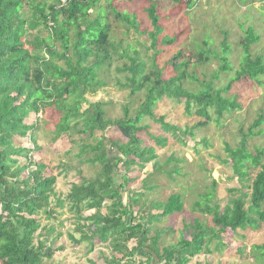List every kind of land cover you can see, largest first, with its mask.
Masks as SVG:
<instances>
[{
  "label": "trees",
  "instance_id": "16d2710c",
  "mask_svg": "<svg viewBox=\"0 0 264 264\" xmlns=\"http://www.w3.org/2000/svg\"><path fill=\"white\" fill-rule=\"evenodd\" d=\"M120 1L123 0H0V264H46L45 259H52L53 243L61 233L50 237L54 227H43L41 215L47 220L55 219V208L65 203L75 215V233L80 234L79 238L68 234L74 243L89 240L92 251L94 239L109 242L113 253L121 255L105 258L106 264H201L191 262L201 254L221 253L225 247L223 236L246 229L258 230L264 224V147H254L252 151L248 144L250 137L262 134V129L255 130L264 123L263 115L255 119L247 132L240 127L242 138L235 148L228 142L224 144L228 158L222 161L228 164L230 159L240 184L236 191L240 194L231 196L222 210L218 203L213 204L216 188L213 180L212 188L195 201L197 209L211 216L213 226L200 219L185 223L178 242L162 247V232L153 229L151 223L181 213L182 194L172 193L165 201L147 205L145 192L134 191L131 195V190L126 189L134 181L128 172L134 167L143 171L150 162L154 163V169L140 179L141 188L152 191L161 185L153 174L163 169L155 161L156 147L166 146L168 138L147 133L154 145L147 144L140 136L147 127L140 122L146 116L156 118L154 109L165 97L183 102L187 114L195 106L196 113L204 117L197 127L206 126L212 120L219 123L224 114L241 108L237 97L225 94L243 77L259 81L264 76V55L252 54L253 45L260 41L259 33L253 25L244 29L241 23L243 34L237 45L243 58L235 76L224 87L215 86V80L219 79V73L232 71L229 30L224 31L221 53L208 40L196 42L197 47L193 43L195 62L207 63L210 57L220 61L210 80L200 81L190 71L194 62L185 57L182 48L165 63L172 70L166 77L164 68L157 64V56L164 52L162 47L178 43L180 34H186L187 30L166 32L168 18L160 12V0H146L145 29L142 20L137 18L138 12L122 9ZM240 1L246 4L254 0ZM198 2L185 0L183 6L191 10ZM132 29L139 35H147L150 41L147 50L153 53L148 71L140 52L130 49L126 43L125 38ZM120 30L125 35L123 38L118 34ZM125 73L128 75L122 82L119 74ZM113 76L120 89H130V95L145 92L134 115L124 105L122 117L109 118L105 102L91 103L87 98L106 89L110 84L108 79ZM186 81H200L202 89L193 92L185 87ZM83 103L89 104L84 110ZM164 119V116L156 118L165 131L186 145L182 135L192 137L193 129L184 130ZM42 124L51 135L52 143L63 136L95 137L94 142H88L85 137L72 139L78 147L75 156L79 164L99 167L95 176L86 177L80 165L66 163L59 165L61 170L54 173V167L45 159L32 156L34 151L43 149L38 137ZM112 126L127 142L105 136L106 129ZM22 138L32 146L22 145ZM181 161L169 157L167 164H176L170 171H162L172 178L173 174L180 173ZM255 168L258 171L253 178L251 170ZM70 169L76 170L79 181L70 182L68 193L61 198L56 191L58 176ZM152 181L155 184L150 185ZM85 211L93 213L84 216ZM140 211L146 215L139 217ZM185 232L190 238H185ZM37 234L43 237L38 243ZM129 242L133 246L129 247ZM244 250L243 245L237 247L239 255ZM251 256L258 264H264V243L253 245ZM93 264L96 263L93 261Z\"/></svg>",
  "mask_w": 264,
  "mask_h": 264
},
{
  "label": "rangeland",
  "instance_id": "374dc122",
  "mask_svg": "<svg viewBox=\"0 0 264 264\" xmlns=\"http://www.w3.org/2000/svg\"><path fill=\"white\" fill-rule=\"evenodd\" d=\"M130 1H120L123 3L119 4V7L127 11H137V18L142 20V26L145 29L146 20L145 18L143 19L145 17L143 13L147 5L146 0H135V4L132 0ZM159 2L161 5L160 12L162 15H166V19L168 18L166 32L172 34L180 30V33H183V30H187L186 34H180L178 43L171 47H162L164 52L157 56V64L164 68L166 77L172 74V70L165 66V63L177 50L182 48L185 51V57L194 62L190 67V71L195 73L200 81L210 80L214 72L218 70L220 61L210 57L207 63L195 62L193 43L201 42L202 39L208 40L209 43H213L211 47L213 46L217 52L221 53V42L225 37L224 31L229 30L227 40H229L233 47V53L229 57L232 71L229 73H219V79L215 80V86L218 88L224 87L235 76V71L240 68V62L243 58L241 48L237 45L238 40L243 34L241 23H244V29L249 25H253L261 37L260 41L253 45L252 54L264 55V0H254L252 3L246 4H242L240 0L239 2L235 0H199L191 10L183 6L185 0H181L179 3H175L174 0H160ZM119 32L118 34L123 38L125 35L121 30ZM125 40L130 49H136L140 52V57L146 61L148 71L153 51L147 50L150 43L147 35H139L132 29ZM198 43L195 44L196 47ZM125 75H128V73L119 74L122 82H125ZM114 79V76L109 78L110 84L106 89L99 91L93 96L87 95V98H89L91 103L97 101L105 102L107 104L105 107L107 117L109 118L122 117L124 115V105H127L129 108L130 115H134L145 98V92L142 91L136 95H130V89H120ZM258 80L255 81L243 77L235 82L230 92L225 95L227 97H237L239 103H241V108L224 114L219 123L212 120L206 126H196L199 121L204 120V117L196 113L195 106L192 108L191 113L187 114L184 110L183 102L179 103L167 97L159 102L154 109L156 118L164 116V121L167 123L175 124L184 130L193 129L194 135L192 137L182 135L186 140V145L178 142L172 137L171 133L165 131L156 118L146 116L140 122V125L147 127L146 131L140 132V136L147 144L154 145V141H152L147 133L154 136L162 135L168 138L166 146L156 147L158 158L155 161L158 162L156 164L163 168L162 170H166L165 172L170 171L176 164V162L167 164L169 157L174 156L182 160L178 165L181 168L180 173L173 174L172 178L168 177L167 173L162 170H160L161 173H153L161 185L152 191L142 189L140 179H144L148 173L153 171L154 163H148L143 171L139 170L138 167H134V169L128 172L129 177L134 179V181L129 183L126 189L131 190V195L135 194L133 193L134 191L137 193L145 192L146 196L144 200L147 201V205L152 201H165L172 193H181L183 196L184 208L181 213L170 215L161 218L158 222L151 223L153 229L162 232L160 241L162 247L178 242L185 223H192L195 219H200L208 226H213L211 216L202 213L195 207V201L200 200L202 194L212 188L213 180L216 181L213 204L218 203L222 210L228 204L231 196L240 194L236 191V189L240 188V184L237 177L234 176L230 159L228 164L222 161L228 158L224 144L228 142L235 148L242 138L239 132L240 127H242L243 131L247 132L259 115H263L264 120V76H261ZM200 81H186L185 87L193 92H197L202 89ZM88 105V103H83L82 110L86 109ZM210 111L212 116L215 117L213 109ZM32 116L34 117L35 115L32 114ZM39 117H43V114L40 113ZM41 129L38 137L43 149L34 151L32 156L38 160L45 159L47 163L54 167V173H58L61 170L59 165H62V163L80 165L78 157L75 156L78 147L72 142L73 138L85 137L84 139L88 140V142H94L96 139L95 137H88L87 134L80 136L71 135L69 137L63 136L57 142L52 143L51 135L48 134L43 124L41 125ZM258 129H262V134L248 139L249 149L252 151L255 149L254 147H264V123L255 131H258ZM97 133L100 134V132ZM105 136L109 140L121 139L122 143L127 142V139L113 126L106 129ZM20 140L22 145L27 147L32 146L26 138ZM205 141L208 142L206 143ZM195 150H198V152ZM80 166L82 174L86 177H94L99 170V167L88 164ZM119 168L123 171L121 164ZM257 171V168L251 170L253 178ZM73 181H79V176H77L75 169H70L66 173L59 174L56 183L58 196L65 198L70 188V182ZM119 181H122V179H119ZM149 183L150 185L155 184L154 181ZM230 189H235V191L230 192ZM121 191L125 200L126 193L123 192V189ZM52 204H55V200L52 201ZM55 210V219L47 220L44 214L41 215L43 227H54V232L50 233V237L61 233L60 237H57L53 243V248L55 249L54 256L50 260L45 259L46 264H93V261L96 264H106L105 258H110L113 255L121 257L120 254L113 253L109 242L101 243L94 239L92 251H90L91 242L89 240L82 241L80 244L74 243L68 234L73 233L76 238H79L80 234L75 233L74 229L77 226L76 218L70 209V205L65 203L63 207L55 208ZM151 212L156 214L158 210H152ZM91 213L93 211H85L83 215L87 216ZM143 215H146V212L140 211L138 214L139 217ZM40 233H44V230ZM184 235L185 238H190L189 233L185 232ZM223 237L225 247L221 253L217 252L211 255L201 254L193 258L191 263L258 264L254 261L251 253L253 245L264 243V224L258 230L246 229L238 231L235 234L233 233L228 237ZM41 239L43 237L37 234L36 243ZM128 245L131 247L133 243L129 242ZM242 245L245 247V250L242 255H239L237 247ZM61 247H64V249H60Z\"/></svg>",
  "mask_w": 264,
  "mask_h": 264
}]
</instances>
